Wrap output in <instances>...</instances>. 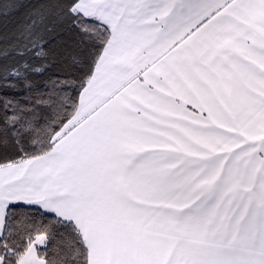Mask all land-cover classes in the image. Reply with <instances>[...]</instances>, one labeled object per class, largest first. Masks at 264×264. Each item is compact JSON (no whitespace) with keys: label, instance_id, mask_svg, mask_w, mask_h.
Wrapping results in <instances>:
<instances>
[{"label":"snow or ice","instance_id":"1","mask_svg":"<svg viewBox=\"0 0 264 264\" xmlns=\"http://www.w3.org/2000/svg\"><path fill=\"white\" fill-rule=\"evenodd\" d=\"M0 264H264V0H0Z\"/></svg>","mask_w":264,"mask_h":264}]
</instances>
